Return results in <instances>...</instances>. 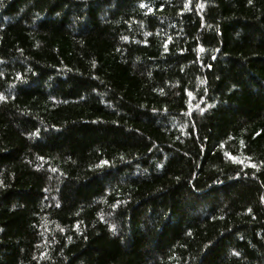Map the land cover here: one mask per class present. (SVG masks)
<instances>
[{
  "label": "trees",
  "instance_id": "obj_1",
  "mask_svg": "<svg viewBox=\"0 0 264 264\" xmlns=\"http://www.w3.org/2000/svg\"><path fill=\"white\" fill-rule=\"evenodd\" d=\"M0 264H264V0H0Z\"/></svg>",
  "mask_w": 264,
  "mask_h": 264
},
{
  "label": "snow or ice",
  "instance_id": "obj_2",
  "mask_svg": "<svg viewBox=\"0 0 264 264\" xmlns=\"http://www.w3.org/2000/svg\"><path fill=\"white\" fill-rule=\"evenodd\" d=\"M249 2H251V0H249Z\"/></svg>",
  "mask_w": 264,
  "mask_h": 264
}]
</instances>
